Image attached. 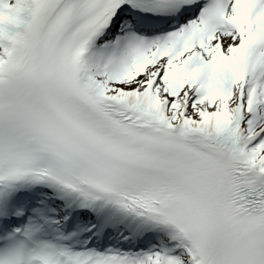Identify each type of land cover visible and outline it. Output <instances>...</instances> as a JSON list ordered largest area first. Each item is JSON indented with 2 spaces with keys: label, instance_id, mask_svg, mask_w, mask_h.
Instances as JSON below:
<instances>
[{
  "label": "snow or ice",
  "instance_id": "1",
  "mask_svg": "<svg viewBox=\"0 0 264 264\" xmlns=\"http://www.w3.org/2000/svg\"><path fill=\"white\" fill-rule=\"evenodd\" d=\"M0 264H264V0H0Z\"/></svg>",
  "mask_w": 264,
  "mask_h": 264
}]
</instances>
